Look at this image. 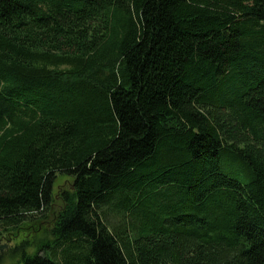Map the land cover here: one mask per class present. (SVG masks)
Returning <instances> with one entry per match:
<instances>
[{
  "label": "trees",
  "instance_id": "1",
  "mask_svg": "<svg viewBox=\"0 0 264 264\" xmlns=\"http://www.w3.org/2000/svg\"><path fill=\"white\" fill-rule=\"evenodd\" d=\"M1 239L0 264H264V0H0Z\"/></svg>",
  "mask_w": 264,
  "mask_h": 264
},
{
  "label": "rangeland",
  "instance_id": "2",
  "mask_svg": "<svg viewBox=\"0 0 264 264\" xmlns=\"http://www.w3.org/2000/svg\"><path fill=\"white\" fill-rule=\"evenodd\" d=\"M72 183L73 178L64 174H57L56 181L53 186V194L55 196V200L53 202V206L51 209L52 215L57 214L62 206V194L66 193V195H70L72 191ZM51 212L50 215L48 213H45L43 216H41L37 222L35 223V226L32 228V226H24L22 230L18 231L16 235L11 238V241L8 242L9 245L15 246L16 244H19L22 240L29 239L33 242V245H35L39 241H44L49 236L44 234V230L46 228H49L50 226V220H51ZM39 217V216H38ZM31 227V229H30ZM5 240L1 239L0 243H4ZM19 262L20 258L16 260H10L6 259L4 264H12L13 262Z\"/></svg>",
  "mask_w": 264,
  "mask_h": 264
}]
</instances>
